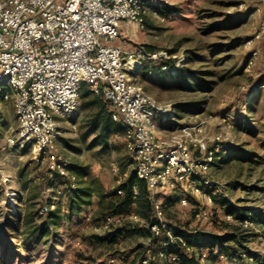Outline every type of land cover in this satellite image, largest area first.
Here are the masks:
<instances>
[{"label":"rangeland","instance_id":"374dc122","mask_svg":"<svg viewBox=\"0 0 264 264\" xmlns=\"http://www.w3.org/2000/svg\"><path fill=\"white\" fill-rule=\"evenodd\" d=\"M161 3L169 9L165 17L158 9L152 11L144 29L125 22L127 29L114 45L128 57H142L140 86L168 108L169 119L163 123L157 118L161 127L168 125L166 132L157 130L159 137L168 140L179 127H195L209 146L216 137L223 141L207 175L218 188L212 203L189 187L159 194L167 230L154 244L150 220L135 211L152 209L147 191L130 214H112V203L125 196L122 186L134 176V164L124 134L110 136L108 149L93 144L99 105L87 86L82 87L78 108L70 116L57 117L59 130L49 149L67 159L76 180L64 178L50 189L43 186V180L53 176L49 155H36L18 143L16 115L5 105L0 124V264H137L152 247L162 264H178L175 257L184 264H264L263 0ZM154 55L159 59L151 60ZM161 61L174 65L158 73L148 68ZM134 193L139 195V189ZM183 199L188 205L181 204ZM42 200L59 218L43 243L27 253L21 244L22 219L30 217V227H37L45 218L39 208ZM224 200L250 218L239 226ZM169 230L181 233L187 245L176 244L180 255L165 251L171 242ZM227 232L237 237L232 261L217 243Z\"/></svg>","mask_w":264,"mask_h":264},{"label":"built area","instance_id":"2783aa9c","mask_svg":"<svg viewBox=\"0 0 264 264\" xmlns=\"http://www.w3.org/2000/svg\"><path fill=\"white\" fill-rule=\"evenodd\" d=\"M56 1L0 0V124L5 105H11L18 143L36 155L48 154L50 171L74 183L67 159L49 149L58 134L57 117L78 108L87 86L109 105L113 120L126 127L134 175L145 182L158 220L150 229L160 236L167 225L158 195L189 187L211 204L218 188L207 175L223 143L216 137L209 146L195 127H179L168 140L159 137L157 118L164 123L169 117L137 80L142 57H128L114 45L124 22L144 29L146 17L161 7V0ZM135 61L139 66L133 69ZM181 204L188 205V199ZM168 236L172 243L187 246L173 231ZM175 261L184 264L179 257Z\"/></svg>","mask_w":264,"mask_h":264},{"label":"trees","instance_id":"16d2710c","mask_svg":"<svg viewBox=\"0 0 264 264\" xmlns=\"http://www.w3.org/2000/svg\"><path fill=\"white\" fill-rule=\"evenodd\" d=\"M168 10L169 9L167 8L163 9L162 7H159L157 12H159L162 16L165 17ZM173 65L174 64L172 61L169 62L161 61L158 65L155 66L149 65L148 68L150 69L152 68V70L155 73H158L161 71L162 67H171ZM86 94H89V92L87 91ZM93 102L99 105V109L96 112L92 124L93 126L92 129L94 131H97L96 137L93 140V144L102 145L104 149H108L109 147L108 141L110 136L124 134L126 131V127L124 126V124L113 120L112 115L110 113L109 105L104 103L100 96L95 95ZM218 155L219 153L216 154V157ZM52 175H53L52 178L50 179L45 178L43 180L44 188L46 189L54 188L59 181L64 179L56 172H52ZM122 187L124 188L125 196L122 199H120L118 203L116 204L112 203L111 206H114L115 208L114 211H112L113 216H123L126 214H130L132 212V207L135 205L138 206L139 204L138 201L140 200V198H142L141 196L143 195V193L147 191L145 182L138 179L135 175L131 177V179L127 183H125ZM134 188L139 189L140 191L139 195L138 193L137 194L134 193ZM223 202L224 205L227 207L228 214L236 218V220L239 222V226L250 218L249 213L247 211L237 209L236 207H234L225 200ZM39 208H40V213L45 212V218L37 227L34 228L30 227L29 225L31 223L30 217H26V218L23 217L22 219L23 230L21 234V244L27 253L30 250H32L34 247L43 243L45 236L48 234L49 226H51V224L56 222L59 218L57 211L54 212L50 211V203L42 200L39 203ZM137 210L138 209H135L136 212H139V215L150 220V227L158 223L156 215L152 216L151 213V211L154 210L153 207L152 209L146 207V211H140V210L137 211ZM228 226H230V224ZM2 227L5 228L6 227L5 224H2ZM233 228L237 229L236 226H234ZM173 232L176 236L179 237L182 236L181 233L177 231H173ZM153 238H154V244H159L157 241L159 240V236L153 234ZM217 243L219 245L222 255H225L229 261H232L235 254L238 252L236 233L227 232L219 236L217 239ZM176 244L182 246V244H180L179 241L174 243L170 242L168 245L169 248H165V251L166 252L170 251L172 253H176L180 255L181 253ZM240 245L241 242L239 240V247ZM156 250L157 249H155V247L149 248L147 252L145 251L143 253L142 259L137 264H143V261H145L148 258H150L148 264H162L160 263L159 260L155 258Z\"/></svg>","mask_w":264,"mask_h":264},{"label":"crops","instance_id":"0c3cea01","mask_svg":"<svg viewBox=\"0 0 264 264\" xmlns=\"http://www.w3.org/2000/svg\"><path fill=\"white\" fill-rule=\"evenodd\" d=\"M125 29H127V27L125 26V22L122 24V30H125ZM156 124L158 125V130H160V131H168V125L167 126H165V127H161V124L162 123H159L158 121H156ZM160 134V133H159Z\"/></svg>","mask_w":264,"mask_h":264},{"label":"bare ground","instance_id":"6f19581e","mask_svg":"<svg viewBox=\"0 0 264 264\" xmlns=\"http://www.w3.org/2000/svg\"><path fill=\"white\" fill-rule=\"evenodd\" d=\"M132 66H133V69H136V67L139 66V62H138V61L133 62V63H132ZM167 109H168L167 107H162V108H161V111L163 112L164 115H166V110H167Z\"/></svg>","mask_w":264,"mask_h":264}]
</instances>
